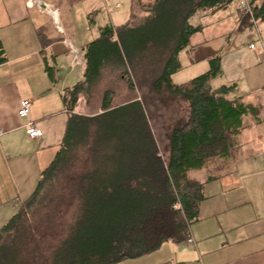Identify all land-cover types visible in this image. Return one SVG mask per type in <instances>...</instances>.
<instances>
[{
  "label": "trees",
  "instance_id": "obj_1",
  "mask_svg": "<svg viewBox=\"0 0 264 264\" xmlns=\"http://www.w3.org/2000/svg\"><path fill=\"white\" fill-rule=\"evenodd\" d=\"M232 1L148 0L142 4L144 17L131 13L126 23L104 28L88 43L83 80L68 91L70 110L91 96L106 72L130 92L145 85L155 95L168 91L185 102L187 114L168 131L164 159L141 97L115 102L110 84L102 89L97 113L70 112L59 148L35 190L0 228V264H26L21 253L32 231L29 218L48 211V204L60 217L73 213L69 222L60 220L62 236L48 258L38 252L44 264H117L164 242L186 241L205 198L204 183L192 173L205 170L208 180L220 174L212 169L232 161L243 116L260 122L255 106L227 97L232 85L212 87L211 80L222 72L217 57L209 59L207 72L180 84L171 80L178 53L202 28L192 16L224 9ZM256 12L264 16V0ZM50 214L40 219L48 221Z\"/></svg>",
  "mask_w": 264,
  "mask_h": 264
},
{
  "label": "crops",
  "instance_id": "obj_2",
  "mask_svg": "<svg viewBox=\"0 0 264 264\" xmlns=\"http://www.w3.org/2000/svg\"><path fill=\"white\" fill-rule=\"evenodd\" d=\"M96 8V0H0V228L35 190L40 172L59 148L69 113H82V99L70 110L67 98L83 80L86 46L104 28L116 29L95 16ZM221 10L192 16L193 24L202 28L178 53L179 67L171 80L183 75V82H173L180 84L207 72L212 57L219 59L223 71L227 56L236 57L238 81L215 83L214 78L211 85L217 88L224 82L238 89L242 83L248 96L259 98L242 99L257 108L260 119L256 123L250 114L243 116L232 155L242 160L252 151L243 130L264 120L259 116L264 108V49L248 46L258 39L264 45V20L255 28L240 13L216 17ZM233 31L236 38L247 31V47L224 52ZM21 99L30 103L26 117L17 114ZM28 120L42 130L41 136L26 134ZM253 159L241 167L236 166L240 160H233L229 170L209 180L204 175L206 196L189 225L194 245L164 242L151 253L117 264H264V158Z\"/></svg>",
  "mask_w": 264,
  "mask_h": 264
},
{
  "label": "rangeland",
  "instance_id": "obj_3",
  "mask_svg": "<svg viewBox=\"0 0 264 264\" xmlns=\"http://www.w3.org/2000/svg\"><path fill=\"white\" fill-rule=\"evenodd\" d=\"M147 1L148 0H96L97 11L95 12V16L100 17V20L104 19L105 22H111V25L117 28L121 24H124L128 21L130 16L129 14L131 13L135 15L136 19L144 17L146 15V11L143 9L142 4ZM237 5L238 0H233L227 5L224 10H221L222 13L220 12L216 17H218L219 15H225L226 13H238ZM194 19L197 18L194 17ZM191 22L194 23L195 21L191 20ZM97 28V25H95L93 28L94 31L92 30L93 36L97 35ZM244 32L245 33L242 37L236 38L238 33L233 31L230 34V44L228 43V41H226L224 52H227L230 48H235V46L240 50H242V48L247 47L249 39L244 38V35H246L247 31ZM229 63H231L234 67L232 71L228 70ZM236 65V57L234 55L227 56V59L225 60V65L223 66L224 70L222 71L224 72V74L220 75L219 77H216L215 83L220 80L222 81L223 79L225 81L237 79L236 81H238V71ZM182 78H184L183 75H176L173 77V82H183L180 81L184 80ZM110 84H112L111 88L115 89V94L117 95L114 100L115 102L129 100L136 96L142 98V102L144 104L153 134L157 141L159 151L162 157L166 159L168 154V131H170V128L175 124V121L178 118L186 116L188 109L185 102L181 100L179 101L178 98L172 97L166 90H163L162 93L159 95H155L152 92L150 93L146 85L142 87V92L139 90H137L136 93L130 92L125 82L118 80H114L111 82L110 75L105 72L100 82L93 89L91 96L88 98L85 96V98L82 99V113L95 114L98 112L102 89L106 86H109ZM241 84L242 83H240V86H238V89H236L235 87L231 89V91L227 95L229 99H235L237 97H240L241 99L246 98L251 100H254L257 97V99H259L257 95L256 97L255 95L248 96L245 93V90ZM219 85L227 86V83L221 82ZM261 114L264 115V108H262V110L260 111L259 116ZM248 128H245L243 131L245 133L244 136L252 142V145L250 146V149L252 148V151L249 155L250 157H243L242 160L238 159V157L232 159V161L240 160L236 163L237 167L245 166L250 160L254 161V157L259 159L264 158V143H261L264 142V120H262L261 123L255 124L249 129ZM210 165L212 166L213 164ZM214 166L216 167V165ZM212 170L213 173L227 171L229 170V163L226 166L225 162H223L221 170ZM192 174L199 180H202L204 175L207 174V172H205V170H201L194 171ZM57 188L58 185L54 189L55 195L59 191ZM204 192L206 193L205 189ZM48 206L49 207L46 208L48 211H38L37 213H35V216L29 218L32 231H30V237L28 238L24 247H22L21 253V255L24 257V261H26V264H44L43 257H40L38 252L42 251V253L46 255L47 259L52 246L56 244L59 238L62 236V231L60 230V224L62 222L60 220H63V222H69V220L71 219L73 211H64V216H61V218L56 210L52 211L53 208L51 206L53 205L50 206L48 204ZM45 212L51 213L50 218L52 219L47 218L49 219L48 221L44 220V217L40 219ZM50 220L51 222H49Z\"/></svg>",
  "mask_w": 264,
  "mask_h": 264
},
{
  "label": "built area",
  "instance_id": "obj_4",
  "mask_svg": "<svg viewBox=\"0 0 264 264\" xmlns=\"http://www.w3.org/2000/svg\"><path fill=\"white\" fill-rule=\"evenodd\" d=\"M258 1V3H257ZM260 2L259 0H238V5H237V12L243 15H246L249 19V22L251 23L252 26L256 28V25L258 22L261 20H264V16L258 15L256 12V8L259 6ZM259 44V47L256 45ZM249 48L251 49H257V51L261 52L262 49H264V45H262L261 39H258L256 42H252L249 45ZM257 47V48H256ZM29 100L28 99H21L19 102V109H18V116L19 117H26L28 108H29ZM25 132L30 138H37L42 135V130L37 127L32 121L28 120L25 124ZM2 131L0 130V134ZM196 218L194 217L192 219L195 220ZM194 239L189 236L186 239V243L189 245H194Z\"/></svg>",
  "mask_w": 264,
  "mask_h": 264
}]
</instances>
